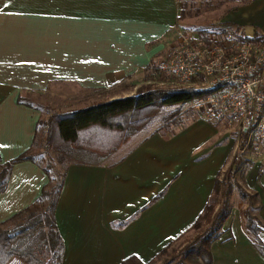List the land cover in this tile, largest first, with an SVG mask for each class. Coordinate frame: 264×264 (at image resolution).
Segmentation results:
<instances>
[{
  "label": "crops",
  "instance_id": "1",
  "mask_svg": "<svg viewBox=\"0 0 264 264\" xmlns=\"http://www.w3.org/2000/svg\"><path fill=\"white\" fill-rule=\"evenodd\" d=\"M249 1L246 23L230 22L263 34L264 0ZM179 11V0H0V164L30 147L43 114L18 96L35 105L32 96L41 94L106 97L89 104L131 95L130 81L158 62L184 23ZM70 109L77 107L57 110ZM220 127L198 118L174 134L129 138L105 163L68 165L54 210L60 264L147 263L188 229L232 161H240V186L258 193L264 225V159L250 158L259 165L244 171L249 157L234 159L236 138ZM47 182L36 163H14L0 192V222L30 207ZM244 204L231 207L211 245L212 264H264Z\"/></svg>",
  "mask_w": 264,
  "mask_h": 264
},
{
  "label": "trees",
  "instance_id": "2",
  "mask_svg": "<svg viewBox=\"0 0 264 264\" xmlns=\"http://www.w3.org/2000/svg\"><path fill=\"white\" fill-rule=\"evenodd\" d=\"M179 2L177 20L182 21L194 9L190 0ZM198 11L196 8L194 14ZM217 29L223 33L230 32L236 37L247 36L233 22H222ZM209 30V27L200 29L202 36L206 37ZM252 37L264 40L256 30ZM158 72L156 60L150 61L143 69L147 80ZM212 91L213 89L195 85L157 87L148 83L138 87L131 95L65 111L51 110L41 104L33 105L18 96V103L36 107L47 115L36 122L30 147L0 164V192L7 187L12 165L24 160L36 163L47 175L48 182L30 207L0 222V264H60L62 241L56 227L54 210L68 165L105 163L119 150L122 143L139 134L143 125L154 116L153 111L157 112L163 107L177 105L162 114L161 124L154 131L164 136L166 133H176L180 127L200 118L188 108V104L194 98ZM39 134L42 137L38 143ZM34 147L39 150L32 153ZM239 162L232 161L217 173L207 201L188 229L165 245L150 261L141 264H155L160 259V264H212L211 245L222 234L223 224L231 211L230 196L234 188L241 199L247 200L243 210L246 227L255 235L253 245L264 257V242L257 235L264 230V225L256 215L262 205L257 192L248 193L240 186L236 178ZM261 173L262 171H258V176ZM162 193L163 191L152 201ZM253 196L256 206L251 202ZM123 224L125 221L117 223L118 226ZM188 232H192V236L175 245ZM31 235L39 244L31 249H23V239Z\"/></svg>",
  "mask_w": 264,
  "mask_h": 264
},
{
  "label": "built area",
  "instance_id": "3",
  "mask_svg": "<svg viewBox=\"0 0 264 264\" xmlns=\"http://www.w3.org/2000/svg\"><path fill=\"white\" fill-rule=\"evenodd\" d=\"M260 35L263 36L261 33ZM157 62L179 85L213 89L189 104L198 117L235 132L234 159H264V40L178 27Z\"/></svg>",
  "mask_w": 264,
  "mask_h": 264
},
{
  "label": "rangeland",
  "instance_id": "4",
  "mask_svg": "<svg viewBox=\"0 0 264 264\" xmlns=\"http://www.w3.org/2000/svg\"><path fill=\"white\" fill-rule=\"evenodd\" d=\"M249 0H190V4L192 5V12H190V16L186 17L184 19V23L180 24L179 27L184 28V29H202V28H218L221 27L222 22H230L231 20H237L238 21H242L243 23H246V18L245 16L247 15V11L245 10V6L247 3H249ZM190 5L188 4L187 7H189ZM186 7V8H187ZM198 8L199 11L198 13L194 14L195 9ZM233 15L232 17H229ZM233 18V19H231ZM235 20V21H236ZM241 30L245 33V34H250L252 35L253 32H251L249 29L245 30V28L243 26H240ZM259 34H261L258 30H256ZM174 36H175V32L174 34H172V36L170 37V39L167 41V44L174 42ZM263 37H264V33H263ZM158 60V59H157ZM159 71V70H158ZM159 73V74H158ZM156 74H154V76L150 79H146L145 78V74L141 73L139 77L135 78V80H131L130 82L132 83V81H134V88L132 89V94L134 92H136L138 87H141V85H146L148 83H150V85L153 86H157V87H174L179 85V83L167 76L166 74L162 73V72H158ZM129 82V83H130ZM129 93L130 91H126V93ZM33 100L36 101V104H41L44 106H48V108H50L51 110H61V109H68V108H73V107H83L87 104H89L92 101L95 100H101V99H105L106 97L104 96H98V97H92V95L89 94H85L82 97H80L81 99H79V97H69V98H51L50 96H48L47 94H41V95H34L32 96ZM76 102H74L73 100H76ZM177 105H173V106H167V107H163V109L154 112V116L152 117V119H150L148 122H146L143 127L140 129L139 132V136L137 137H141L144 136L148 133H150L152 130H155L160 124H161V120H162V114L166 113L172 109H174ZM187 109V108H185ZM184 109V110H185ZM46 113L43 112L42 117H46ZM221 131L224 132H228L231 131L232 133H230L231 137H235V132L232 130V128H228L226 126L224 127H220ZM42 135L39 134L38 136V143L41 139ZM38 144H36L37 146ZM39 150V148L34 147L32 149V153H35ZM244 157V156H242ZM240 157V158H242ZM246 159V158H245ZM246 160L250 161L249 163H247L246 165L242 166L244 167V171L252 166H257L259 165L257 163L256 160H252L250 158H247ZM244 161V160H243ZM263 164V163H260ZM251 165V166H250ZM242 171L237 172L236 178L238 180V178L242 179V176H240L242 173ZM248 193H254L253 190H251ZM255 197L253 196V199L251 200L252 204L256 206V199H254ZM239 199H241L240 197L238 198L237 196V191L234 188V191L232 193V195L230 196V203H231V207L234 205V202L236 201V204H238ZM243 204L246 205L247 200L246 199H242ZM264 234V232H262ZM192 236V232H188L186 233V235H183L182 237H180L176 242L175 245L180 244L181 242L189 239ZM264 237V236H263ZM22 247L23 249H31L33 248L35 245L39 244L38 240L33 238L32 235L28 236V238L23 239L22 241ZM161 263V259L158 260L157 262H155V264H160Z\"/></svg>",
  "mask_w": 264,
  "mask_h": 264
}]
</instances>
